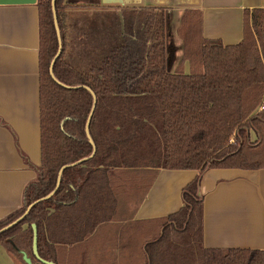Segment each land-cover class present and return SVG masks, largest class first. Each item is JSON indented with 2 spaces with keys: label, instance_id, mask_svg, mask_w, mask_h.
<instances>
[{
  "label": "trees",
  "instance_id": "16d2710c",
  "mask_svg": "<svg viewBox=\"0 0 264 264\" xmlns=\"http://www.w3.org/2000/svg\"><path fill=\"white\" fill-rule=\"evenodd\" d=\"M99 4L56 1L62 52L53 72L60 85L50 75L59 50L52 0L36 3L42 166L25 190L22 209L1 222L0 230L50 195L64 166L91 157L86 125L94 98L88 89L97 104L90 124L95 156L67 168L55 195L0 235V243L30 255L34 264L40 261L33 226L39 257L60 264L58 249L118 221L130 190L137 192L136 203L128 202L122 221L134 218L161 170L264 168V11L246 12L244 40L234 46L203 39L201 14L186 12L180 28L181 34L186 30L184 53L173 72L176 49L163 10L125 9L123 20L113 17L109 23L100 15L85 17L79 32L68 26L72 10ZM186 62L190 74L183 71ZM183 202L165 219L162 235L147 245L146 264H264L262 251L203 247L199 178L184 189Z\"/></svg>",
  "mask_w": 264,
  "mask_h": 264
},
{
  "label": "crops",
  "instance_id": "0c3cea01",
  "mask_svg": "<svg viewBox=\"0 0 264 264\" xmlns=\"http://www.w3.org/2000/svg\"><path fill=\"white\" fill-rule=\"evenodd\" d=\"M125 9L165 12L169 43L181 42L176 46L174 72L184 53L179 32L186 12L201 14L203 39L234 46L244 40L246 12L264 11V0H101L99 5L74 9L71 14L91 18L104 12V18L123 20ZM39 51L36 4L0 5V223L22 209L25 190L37 180L42 166ZM183 71L190 74L189 62L183 65ZM197 178L203 198V247L264 252V168L161 170L135 213L132 226L121 229L119 235L124 233L123 240H127L119 238V244L125 247L132 242L131 232L137 228L143 229L137 234L147 238L153 227L178 213L184 206V189ZM108 230L102 227L82 243L65 247L94 245L97 235L98 244L102 238L107 242ZM0 264H16L3 246Z\"/></svg>",
  "mask_w": 264,
  "mask_h": 264
},
{
  "label": "rangeland",
  "instance_id": "374dc122",
  "mask_svg": "<svg viewBox=\"0 0 264 264\" xmlns=\"http://www.w3.org/2000/svg\"><path fill=\"white\" fill-rule=\"evenodd\" d=\"M104 14L106 13L104 12L99 13V15L103 16V18H104ZM107 17H105L104 19H106V22L109 23V21H107L108 19ZM112 17H115V16H110V19ZM260 18L263 19L264 21V16H261ZM84 19L85 17H80L79 14L72 13L67 24H69L68 25L69 27H71L72 29L74 27L76 31L79 32V30L83 27ZM259 21L260 19H258V22ZM106 26L108 25L106 24ZM185 31L186 30L184 29L182 32L183 35L179 32L180 35L182 36L183 41L185 39ZM257 31L259 30L256 27V32ZM262 33L264 35V27L262 28ZM75 34L76 33H73V35ZM69 35H71L70 32H69ZM76 35L79 36V34H76ZM180 44L181 42H178L177 44L173 43V47L176 49V52L178 51V48H176V46L177 45L180 46ZM184 45H183V48H184ZM258 109L260 110V108ZM253 140H255L254 136H253ZM128 187L133 188L132 185H128ZM126 193H127V196H125L123 200V202L125 203L124 210H121L122 212L119 214L120 217L118 218V221L117 222L115 221V223L111 225L105 226L106 228L110 229L108 230L109 235H107V242L104 241V238L102 239L100 238L101 241L98 244L96 240L99 235H97L94 238V245L96 247L90 243H88L87 245L86 244L81 245L80 247H77L74 249L66 248L65 246H63L60 249H58V256H59L58 262H60V264H145V262H148L145 246L148 243H152L156 241L162 235V228H163V225L166 223V220L162 221L160 224H158V226H155V227H158V229L153 227L152 233L149 234L147 238H143V235L137 234L138 232H141L143 230L142 228H137V230L133 229V231L131 232L133 235L131 237L132 242H129L128 244L125 243V247H123L122 243L120 245L118 241L119 238H121V240L124 242H126L127 240L126 237L123 240L124 233L122 234V236L119 235L121 229H124V227L132 226V223H133L132 221L133 218L130 219V217H128L127 221H122L126 219L123 216V212L128 214L127 210L125 211V209H127L128 202L133 205L134 203H136V199H137V196H136L137 192L135 190H130L129 192L127 191ZM133 206H131L130 210H132ZM130 214H131V211L129 212V215ZM0 246H3L7 250V252L11 256V258L14 260V262H16V264H24L23 263L24 259L22 260L23 255H21L20 253L17 254L15 251H12L9 245H7L6 243L2 242L0 243ZM100 247L102 250L99 251ZM101 251L103 252L99 255V252ZM28 257L30 258V255H28ZM99 257L102 258V260H100Z\"/></svg>",
  "mask_w": 264,
  "mask_h": 264
},
{
  "label": "water",
  "instance_id": "95a60500",
  "mask_svg": "<svg viewBox=\"0 0 264 264\" xmlns=\"http://www.w3.org/2000/svg\"><path fill=\"white\" fill-rule=\"evenodd\" d=\"M56 1L57 0H52V9H53V15H54V24H55V29H56V33H57V38H58V44H59V50H58V53L56 55V57L54 58V60L52 61L51 63V66H50V75L51 77L57 82L59 83L55 76H54V65L57 61V59L60 57L61 55V52H62V38H61V32H60V28H59V25H58V18H57V13H56ZM37 3V0H0V5H11V4H36ZM60 84V83H59ZM61 85V84H60ZM70 88V87H68ZM92 95H93V98H94V105H93V109H92V112L89 116V119H88V122H87V125H86V134L90 140V144L92 145L93 147V154L91 155V157L87 158V159H84V160H81L79 162H77L76 164H73L71 166H64L59 174H58V179H57V185H56V188L55 190L50 194L48 195L47 197L45 198H42L38 201H36L35 203H33L32 205H30L27 209V211L24 213L23 216H21L20 218H18L16 221L12 222L11 224H9L8 226L2 228L0 230V235L12 230L14 227L18 226L21 222H23V220L25 219V217L28 215L29 211L32 209V207H34L35 205L39 204L40 202H43V201H47L49 200L50 198H52L55 193L58 191L60 185H61V179H62V174L63 172L69 168V167H72V166H78L90 159H92L95 154H96V146L93 142V140L91 139V136H90V124H91V120L93 118V114H94V111H95V108H96V104H97V99H96V96L95 94L90 90L88 89ZM33 229H34V243H33V251H34V254L35 256L38 258V260L40 261V263L38 264H53V263H50V262H46L44 260H42L39 255H38V247H37V229H36V226H33ZM23 259L24 261L26 262V264H34L33 261L31 260V258L28 257V255L23 252Z\"/></svg>",
  "mask_w": 264,
  "mask_h": 264
},
{
  "label": "built area",
  "instance_id": "2783aa9c",
  "mask_svg": "<svg viewBox=\"0 0 264 264\" xmlns=\"http://www.w3.org/2000/svg\"><path fill=\"white\" fill-rule=\"evenodd\" d=\"M263 108H261L260 110H262Z\"/></svg>",
  "mask_w": 264,
  "mask_h": 264
}]
</instances>
